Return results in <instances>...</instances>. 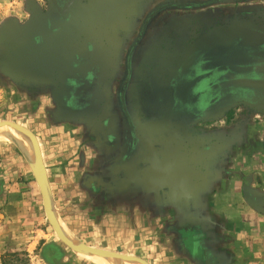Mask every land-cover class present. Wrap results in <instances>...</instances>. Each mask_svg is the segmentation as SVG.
<instances>
[{"label": "rangeland", "instance_id": "obj_1", "mask_svg": "<svg viewBox=\"0 0 264 264\" xmlns=\"http://www.w3.org/2000/svg\"><path fill=\"white\" fill-rule=\"evenodd\" d=\"M119 1L126 0H76V5L97 13L108 3L113 15L122 14L117 35L129 43L131 78L138 86L135 97L123 103L128 141L122 147L138 148L131 166L146 158L145 149L157 150L154 195L144 192L147 185L123 162L120 177L98 161L97 148L107 144L96 140L98 128L55 126L50 113L60 107H53L48 94L25 90L2 74L0 122L27 133L37 157L35 149L27 152L0 139V264L2 254L13 252L19 254L9 264H105L107 258L134 264H264V0H128L132 4L121 6ZM51 6L50 0H0L1 65L17 54L27 23ZM99 49L86 46L74 57L101 67ZM53 134L69 140L60 146L72 151L69 157H44L73 170L76 196L60 206L62 219L38 155L49 151ZM111 135L113 142L116 134ZM183 154H193L188 159L197 172L195 166L183 171ZM36 161L61 236L46 215ZM14 170L30 177L22 181L24 195L6 206L3 195ZM132 191L138 195L131 197ZM72 212L78 218L67 219ZM114 219L117 227L106 229Z\"/></svg>", "mask_w": 264, "mask_h": 264}, {"label": "crops", "instance_id": "obj_2", "mask_svg": "<svg viewBox=\"0 0 264 264\" xmlns=\"http://www.w3.org/2000/svg\"><path fill=\"white\" fill-rule=\"evenodd\" d=\"M84 6L86 5H76V0H69L66 6L60 9L56 0H53L49 10L37 13L34 19L35 27L29 28L27 26L24 34L20 36L17 42V54L9 58L5 64H0V76L6 74V77H11L12 84L18 85L25 90L45 92L48 94L52 100L53 107H60V110L56 108L53 111L52 109L50 113V122L55 126L85 124L87 130L90 132H96L98 128L100 134H98L96 140L107 143L105 146L97 148L98 153L96 154L99 156L98 161H101L103 165L107 164V169L115 172L114 175H119L120 177L124 175L121 173L122 168H120L123 162L128 167V170L130 169L131 174L135 175L136 180L141 181L145 186L147 185L144 192L151 195L154 193L156 179H158V175H156L159 170V155L157 150L151 148L145 149L144 157L146 158L141 162L137 158L134 165L131 166L132 160L130 161L129 159H134V156L139 155L138 148H131L132 145H130V148L127 146L122 147V141H128L126 138L128 134L124 132L123 109L117 98L118 88H115L117 87L119 79L123 76L122 63L126 57V50L129 45V43L124 44L122 35H117L118 30L122 29V14L118 12V14L113 15V12L108 11L110 9L108 8V3L101 11H97V13L90 11L89 8H86L85 12H81ZM108 27L109 32H107ZM33 30L36 31V34L31 36V31ZM86 46H98L101 48L99 49L102 53L101 57L97 58H101L99 60L100 62L102 61L101 64L104 63L103 66L99 67L101 68L100 74L102 79L100 92L103 95L96 102L90 101L85 106L72 108L67 104V99H69L70 95L66 83L68 77L73 72L69 68L70 64L67 66L68 63L66 62L68 58L74 57L77 52ZM109 95L114 96V100H106L105 97ZM56 99H58V102ZM115 99H118V101ZM131 102L133 105V100ZM110 114L114 115V123H112ZM82 116L85 117L86 121L89 120V122L84 121L82 123L83 121L80 120ZM137 118L138 114L136 112L133 120L135 122L134 128L138 130ZM97 121L98 123H96ZM147 126L150 127L153 124H148ZM112 133L116 134L113 142L110 141ZM149 136H147L148 139ZM55 137V134L50 136L52 146L49 151H38V155L41 157V162L43 161L44 163L43 170L47 174V183L49 184L52 202L59 218H61L60 210L63 207L60 206H69V202L73 201L76 193L73 189L75 187L71 174L73 170H71L69 164H65L62 160L54 163H48L44 160L45 156L58 157L64 155L69 157L72 152L70 149L68 150L65 149L66 147L62 148L60 146L65 142L68 144L69 140L60 141L62 140L60 136L58 137L60 140L53 139ZM135 138L137 140L139 139V132L135 134ZM11 155L15 157L14 154ZM191 155H182L180 167L184 171V169L192 170L191 167L195 166L193 170L197 172V164H192V158L188 159ZM124 157L125 160L123 161ZM194 160L196 159L194 158ZM173 163L172 161L170 163L167 162L170 169H173L175 165ZM28 173L34 177L31 169H29ZM23 174L19 170H14L10 173L9 180L11 183L8 185L9 189L3 195V204H6V206L12 204V200L15 198L24 195V191L22 192L21 190L24 186V182L22 181L27 180L30 175L25 176ZM119 184L121 188L123 183L119 182ZM113 186L117 187V185ZM19 187L20 191L16 192L15 188ZM84 187L89 190L88 186ZM137 195L138 191H132L130 194L131 197ZM134 200L136 199L132 198L130 202L133 203ZM75 213L79 215L80 212L76 211ZM75 213L72 212L66 218H78ZM115 219L117 220V218ZM115 219L114 224L109 225L105 223L106 229L113 226L117 227ZM75 222L74 220V225L76 224ZM66 228L69 229L70 227L66 225ZM70 229L71 231L73 230L72 228Z\"/></svg>", "mask_w": 264, "mask_h": 264}, {"label": "flooded vegetation", "instance_id": "obj_3", "mask_svg": "<svg viewBox=\"0 0 264 264\" xmlns=\"http://www.w3.org/2000/svg\"><path fill=\"white\" fill-rule=\"evenodd\" d=\"M68 1L69 0H56V3L61 9V7L66 6ZM68 61L70 64V70L73 73L70 75L66 83L70 95L69 99H67V104L72 105L73 107H82L90 101L96 102L100 96L103 95V93L101 94L100 92L102 80L100 74L101 68L93 67L87 58L79 59L76 56L74 58H68ZM122 65L123 76L119 79L117 87L115 88H118L119 101L122 105V109H124L123 103L125 104V101H127L129 97L130 100L135 97L136 93H134V88L136 90L137 84L136 81L134 82V78H131V56H128L127 52Z\"/></svg>", "mask_w": 264, "mask_h": 264}, {"label": "bare ground", "instance_id": "obj_4", "mask_svg": "<svg viewBox=\"0 0 264 264\" xmlns=\"http://www.w3.org/2000/svg\"><path fill=\"white\" fill-rule=\"evenodd\" d=\"M0 139H7L9 141H13L19 147H21V149H23L24 151H27V152L30 151L32 153V151H34L33 149H35L34 148L35 145L33 146V144H31V142L28 139V137L26 136V134H24L20 130L15 129L14 127H12L10 125H3V126L1 125L0 126ZM34 153H35L34 154V157H35L36 156V149H35ZM37 163H38V161H36V164ZM105 264H134V263L133 262L132 263L125 262V261H122V260H113V259H108L107 258L105 260Z\"/></svg>", "mask_w": 264, "mask_h": 264}, {"label": "water", "instance_id": "obj_5", "mask_svg": "<svg viewBox=\"0 0 264 264\" xmlns=\"http://www.w3.org/2000/svg\"><path fill=\"white\" fill-rule=\"evenodd\" d=\"M51 1V3H53V0H50ZM132 1V0H131ZM119 3V6H121V5H123V4H125V5H130V4H132V2H130V3H128V0H126L125 2H122V1H119L118 2ZM35 19V18H34ZM32 24V25H31ZM31 25V26H30ZM27 26H29V28H34L35 27V20H32V21H30L29 23H27V25H26V27ZM32 33H34V34H36V31L35 30H33V31H31ZM4 124H8V125H11V126H13L15 129H19L20 131H22V129H20L19 127H17V126H15L14 124H12L11 122H0V125H4ZM23 132V131H22ZM27 134V133H26ZM28 135V134H27ZM35 149H36V147H35ZM37 150V149H36ZM38 160H39V158H38ZM40 161V160H39ZM36 177H37V180H38V183H39V186H40V190H41V193H42V196H43V202H44V208H45V211H46V215H47V217H48V219H49V221H50V223L52 224V226L54 227V229H55V231L59 234V236H61L60 235V228H59V226H58V224L56 223V221H55V219H54V217H53V215H52V213H51V210H50V208H49V206H48V202H47V192H46V188H45V185H44V181H43V177H42V165H41V162L40 163H38V166H37V168H36ZM63 239H65V238H63ZM66 240V239H65ZM66 242H68V241H66ZM68 243H70V242H68ZM71 244V243H70ZM69 244V245H70ZM72 245V244H71ZM70 245V246H71ZM74 245H72V247H73ZM74 248H76V249H85V248H82V247H77V246H74ZM89 251H91V250H89Z\"/></svg>", "mask_w": 264, "mask_h": 264}, {"label": "trees", "instance_id": "obj_6", "mask_svg": "<svg viewBox=\"0 0 264 264\" xmlns=\"http://www.w3.org/2000/svg\"><path fill=\"white\" fill-rule=\"evenodd\" d=\"M18 252H13V253H4L1 255V264H9V261L11 257H17Z\"/></svg>", "mask_w": 264, "mask_h": 264}]
</instances>
